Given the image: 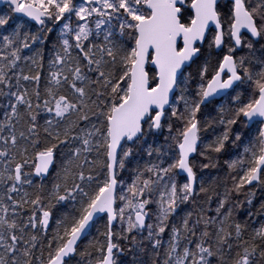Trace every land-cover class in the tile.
Returning <instances> with one entry per match:
<instances>
[{
    "label": "snow or ice",
    "instance_id": "1",
    "mask_svg": "<svg viewBox=\"0 0 264 264\" xmlns=\"http://www.w3.org/2000/svg\"><path fill=\"white\" fill-rule=\"evenodd\" d=\"M4 3L0 264H264V0Z\"/></svg>",
    "mask_w": 264,
    "mask_h": 264
},
{
    "label": "trees",
    "instance_id": "2",
    "mask_svg": "<svg viewBox=\"0 0 264 264\" xmlns=\"http://www.w3.org/2000/svg\"><path fill=\"white\" fill-rule=\"evenodd\" d=\"M221 2H223V0H221ZM5 11H7V7L2 8L0 10V14H2ZM257 48H259V45H257ZM241 54H243V53H237V55H241ZM256 54L259 55L260 53L257 52ZM192 70H194V68ZM41 87H43V82L41 84ZM2 119H3V109L0 108V120H2ZM213 174H215V172H213ZM128 175H129V173L126 172L125 176L127 177ZM248 192H253L254 193V196H252L253 206L251 207V211L253 213L254 218H255V214L257 212V209L260 207V204L264 203V187L256 186V187H254L252 189H247L246 192L241 193L237 199L233 200V204L236 205V210L234 212V216H236V218L241 220V221H243L244 219L247 218V210H248L249 206L246 203V199H247V196H248ZM239 202H244L243 203V208L240 207ZM205 207H207V205H205ZM212 207L214 208L215 205L213 204ZM241 211L244 212L243 216L239 215V213ZM212 214H214V213H212ZM102 224H103L102 221L98 222L96 228L92 229L93 236H95L97 234V228H101V230H102ZM164 239H165V242H166L167 241V236H165ZM84 243L86 244L87 241H85ZM83 247H84V245L82 244L81 248L83 249ZM161 252H162V250H161ZM154 255H155L154 253L150 252L148 254V257H146V259H150ZM77 259H80V258L77 257ZM84 264H87V260L86 259L84 261Z\"/></svg>",
    "mask_w": 264,
    "mask_h": 264
},
{
    "label": "water",
    "instance_id": "3",
    "mask_svg": "<svg viewBox=\"0 0 264 264\" xmlns=\"http://www.w3.org/2000/svg\"><path fill=\"white\" fill-rule=\"evenodd\" d=\"M3 7H7V4L4 3V0H0V9H2Z\"/></svg>",
    "mask_w": 264,
    "mask_h": 264
}]
</instances>
